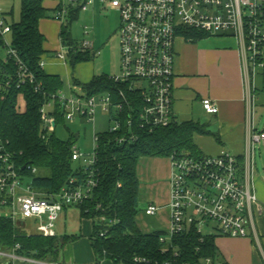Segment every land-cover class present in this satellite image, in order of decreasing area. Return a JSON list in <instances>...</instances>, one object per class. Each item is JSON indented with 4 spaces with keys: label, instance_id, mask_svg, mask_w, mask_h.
<instances>
[{
    "label": "built area",
    "instance_id": "1",
    "mask_svg": "<svg viewBox=\"0 0 264 264\" xmlns=\"http://www.w3.org/2000/svg\"><path fill=\"white\" fill-rule=\"evenodd\" d=\"M93 1L69 0V3L70 7H74L81 2L82 11H86ZM100 2L120 15V74L112 79L117 84H127L132 92L138 94L137 99L142 103L138 112L142 127L154 130L177 123L173 111L174 46L179 33L184 29L197 30L210 36L232 33L238 40L248 81L251 70L264 68V0ZM68 14L69 8L62 2V8L56 11V20L63 23ZM12 25L0 12V52L2 49L6 50V62L12 60L15 65L13 73L5 72L0 79V119L1 94L14 87L20 89L32 86L35 93H42L44 89L43 84L37 81L34 73L13 48ZM83 48L91 50L92 43L85 42ZM66 55L68 52L63 51L58 58L65 60ZM75 90L77 92L73 94L60 93L52 96V101L42 107L44 128L48 134L56 129L55 118L50 115V109L56 102L60 104L63 117L67 121L80 118L93 123L97 112L101 110L110 120V127L106 132L116 133L123 129L124 124L129 127L132 125V115L124 116V111L135 104L122 92L119 100L115 101L110 94L87 97L81 87H76ZM202 104L208 114H218V106L210 99L203 100ZM98 134L94 135L92 154H83L77 146L73 148L72 160L78 163L79 170L85 176L82 182L78 183L73 179L69 188L48 197H41L25 183L19 173L13 155L7 150L6 141L1 135L0 123V215L4 213L14 221L31 222L37 235L56 237V224L64 210L90 201L99 185ZM131 138L134 139L135 136ZM262 144L264 131H254L249 126L243 167L238 157L226 151L218 156L200 158L171 156V227L166 235L161 236L160 242L170 244L175 236L193 230L201 235V243L206 235L214 236L215 233L230 238H247L249 228L253 227V206L258 202L252 190L253 152L255 146ZM32 173L35 174L36 169ZM158 211L157 206L150 205L145 214L152 217ZM205 228H210L212 232L205 233ZM100 236H107V232H102ZM169 249L166 246L163 252L166 253ZM1 255L3 253L0 252ZM174 257H180L176 250ZM133 263L152 264L142 257L134 258ZM198 264L214 263L207 258Z\"/></svg>",
    "mask_w": 264,
    "mask_h": 264
},
{
    "label": "trees",
    "instance_id": "2",
    "mask_svg": "<svg viewBox=\"0 0 264 264\" xmlns=\"http://www.w3.org/2000/svg\"><path fill=\"white\" fill-rule=\"evenodd\" d=\"M46 0H21V19L12 25V44L22 61L43 84V92L35 93L32 86L12 88L2 96L1 135L7 150L13 155L19 173L27 185L41 197H48L69 188L70 182L84 179L80 167L73 169L72 153L77 145V137L71 133L67 142L59 140L55 134L46 132L41 109L52 101V96L63 90V82L57 75L47 74L41 67L45 54V37L40 32L41 20L47 18ZM62 8L60 3L56 10ZM82 3L69 8L67 24H63L61 39L68 48V58L72 67L93 59L91 50L78 48L71 37L70 26L78 20ZM188 41H199L210 35L197 30L184 29L179 33ZM14 62L0 59V79L3 73H13ZM264 76V68H263ZM87 97L110 94L115 101L122 92L133 107L126 108L124 116L133 118L129 127L116 133H99L98 165L99 185L93 198L78 206L82 218L91 219L93 234L91 245L98 264L108 260L113 264H134L136 257L146 258L152 264H198L210 258L217 263L218 249L215 236L206 235L201 243V235L196 231L175 236L169 244L160 242L162 232L143 234L137 225L140 183L137 169L144 157L189 156L200 158L201 153L194 142L196 134L207 133L198 123H175L167 128L150 130L142 127L138 112L142 107L138 94L127 84H117L112 77H94L88 84L77 83ZM50 115L55 118L56 127L64 123L60 104L56 102ZM135 136L134 139L131 136ZM124 139V140H122ZM122 140V141H120ZM78 164V163H77ZM30 168V170L28 169ZM36 169V173L32 170ZM77 183V184H78ZM106 231L107 236L100 234ZM77 236L43 237L28 234L14 221L0 215V252L32 257L51 264L59 262L60 253ZM19 246V249H17ZM170 249L164 253L163 248ZM173 246V248H171ZM180 254L174 257V251ZM227 264V263H225Z\"/></svg>",
    "mask_w": 264,
    "mask_h": 264
},
{
    "label": "crops",
    "instance_id": "3",
    "mask_svg": "<svg viewBox=\"0 0 264 264\" xmlns=\"http://www.w3.org/2000/svg\"><path fill=\"white\" fill-rule=\"evenodd\" d=\"M62 2L66 4L69 0H46L45 5L48 10L54 12L55 17L56 9ZM108 10L115 11L110 6L103 5L100 0H94L86 11H82L88 19L91 18L96 29L92 44L94 50L105 48L109 44H113L116 49L120 27L113 33V37L107 39L108 34L104 37L98 32V28L102 26V14ZM48 18L41 20L39 27L45 37L42 68L47 74L61 78L63 82L61 94H73L76 87L80 88L77 83L88 84L96 76L93 75L84 82L70 74L68 55L65 60L58 58L61 52H68L61 39L63 23L55 18L54 20ZM55 36H58L57 41ZM105 39H109L107 43ZM174 49L173 111L176 122L178 124L193 122L204 126L207 133L196 134L194 137L201 156H218L226 151L238 157L243 167L248 127L251 126L254 131H264V129L259 131L257 125L259 114H264L263 69L251 70L249 81L246 79L239 43L232 33H221L196 42L188 41L179 35ZM205 99H210L218 106V114L211 115L204 110L202 102ZM93 124V135L104 133L110 127L109 116L99 110ZM256 147L253 152L252 190L258 202L252 210L253 227L249 228L247 238H230L214 234L218 264H264V177L260 175L256 166ZM137 174L140 183L138 228L143 234L162 232L166 235L171 227L172 162L170 158L144 157L139 162ZM150 205L159 208L158 213L152 217L145 214ZM68 211L66 208L59 220L62 218L67 220ZM81 219L84 222V228L80 230L81 235L67 234L66 227L57 231L56 224L58 237L77 236V239L68 243L61 251L57 264H98L90 240L93 222L82 216ZM31 226L35 229L33 224ZM0 264L51 263L12 252L3 253L0 256ZM100 264L111 262L103 260Z\"/></svg>",
    "mask_w": 264,
    "mask_h": 264
},
{
    "label": "rangeland",
    "instance_id": "4",
    "mask_svg": "<svg viewBox=\"0 0 264 264\" xmlns=\"http://www.w3.org/2000/svg\"><path fill=\"white\" fill-rule=\"evenodd\" d=\"M66 6L70 8V3L66 2ZM0 12L6 16L8 22L11 24H18L21 19V0H0ZM47 17L50 19H56V15L54 17V12L50 9L47 13ZM66 20L63 21L64 24H67ZM115 26L116 28H114ZM119 27V14L116 11H104L102 14V26L98 28V32L102 33L104 37L106 34H108L106 37L107 39L110 38V36L113 37V33ZM95 32L96 29L93 26L91 18L88 19L86 14L83 12L80 13L78 20L74 21L70 26L71 37L80 49H83L85 42H90L93 44ZM55 38L57 41L58 36H55ZM106 39L105 41L107 43L109 39ZM8 41L11 42L10 37H8ZM91 53L93 55V59L90 62L80 63L76 65V67H72V65L68 63V66H70L69 70L71 75H74L77 77V79L85 82L91 79L93 75L96 77L103 75L114 77L120 74L121 52H119V37L116 39V49L114 48L113 44H109L105 48L101 47L100 49L94 50V45H92ZM6 55L7 51L2 49L0 52V59L5 60ZM74 91L77 92L76 90ZM258 117L257 125L260 131L264 129V114H259ZM93 126V123H89L88 121L82 120L80 118H76L73 121L65 120L64 123H61L56 127L55 134L59 140L67 142L70 140L72 133L77 137L76 146L80 149V151L85 155H90L94 151ZM107 127L108 126L106 125L105 129H107ZM256 154V166L260 175L264 177V144L257 145ZM72 167L76 170V168H78V164L74 162ZM68 210L67 220H64V218L58 220L57 231L66 227L67 234L72 235L77 233L81 235L80 230L84 228V222L81 221L82 219L80 209L77 207H69ZM14 223L20 227H23L24 231L30 234L32 233V235L36 231L34 228H32V223L29 221H26V223L14 221ZM204 232L210 234L212 230L210 228H205Z\"/></svg>",
    "mask_w": 264,
    "mask_h": 264
}]
</instances>
